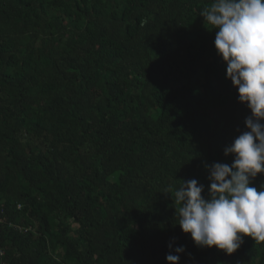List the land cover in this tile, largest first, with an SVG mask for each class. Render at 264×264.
I'll return each instance as SVG.
<instances>
[{"label": "trees", "instance_id": "trees-1", "mask_svg": "<svg viewBox=\"0 0 264 264\" xmlns=\"http://www.w3.org/2000/svg\"><path fill=\"white\" fill-rule=\"evenodd\" d=\"M212 3L0 0V264H166L169 244L179 264H264V241L198 249L174 216L250 115Z\"/></svg>", "mask_w": 264, "mask_h": 264}, {"label": "clouds", "instance_id": "clouds-1", "mask_svg": "<svg viewBox=\"0 0 264 264\" xmlns=\"http://www.w3.org/2000/svg\"><path fill=\"white\" fill-rule=\"evenodd\" d=\"M201 16L214 31L216 55L226 65L225 79L236 90L238 102L250 115L245 131L224 149L232 163L206 165L209 186L196 179L179 181L172 190L176 225L198 249L230 256L244 237L264 241V184L251 186L264 176V0H213ZM166 264H179L183 246L169 244Z\"/></svg>", "mask_w": 264, "mask_h": 264}, {"label": "built area", "instance_id": "built-area-1", "mask_svg": "<svg viewBox=\"0 0 264 264\" xmlns=\"http://www.w3.org/2000/svg\"><path fill=\"white\" fill-rule=\"evenodd\" d=\"M1 264H4V263H1Z\"/></svg>", "mask_w": 264, "mask_h": 264}]
</instances>
